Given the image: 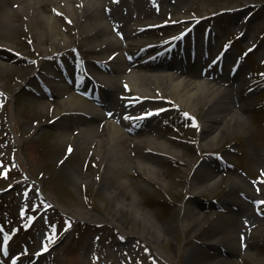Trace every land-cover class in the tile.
I'll list each match as a JSON object with an SVG mask.
<instances>
[{"label": "rangeland", "instance_id": "rangeland-1", "mask_svg": "<svg viewBox=\"0 0 264 264\" xmlns=\"http://www.w3.org/2000/svg\"><path fill=\"white\" fill-rule=\"evenodd\" d=\"M122 4L131 9L130 2ZM7 9L17 11V4L9 3ZM148 17L162 23L149 36L164 31L158 35L162 40L191 26V42L197 43L208 25L218 26L226 37L227 20L232 23V34L225 39L230 47L222 56L228 68L215 67L206 74L220 88L217 98L224 96L221 102H213L211 110L203 104L192 112L170 97L152 100L154 108L164 110L160 119L166 127L158 138L172 154L131 147L128 162L145 158L161 170L147 175L123 163L115 153L117 162L126 167L119 170L108 161L109 152L81 142L75 130L83 131L88 121L70 119L72 127L62 140L54 112L55 101L65 99L66 94L42 100L33 95L35 90L40 92L36 76L27 78L38 64L48 67L57 57L52 59L48 40L41 46L33 44L22 15L9 16L0 10V189L13 184L10 191L0 194V244L9 240L8 253L0 251V264H11L13 259L16 264H185L199 246L204 249L201 264L230 254L233 264L264 260V0H157ZM64 18L62 24L69 25ZM137 21L131 19V23ZM101 22L97 20L96 26ZM237 32L241 39H236ZM224 46L217 41L208 54L214 56ZM252 46L251 54L244 56ZM75 51L65 52L72 57ZM236 63L241 65L233 73ZM247 63L256 75L263 74L262 79L252 77ZM204 65L202 60L199 68ZM128 69L131 66L123 64L116 75L126 76ZM152 69L143 74H168ZM240 79L251 88L249 103L243 99L241 110L248 118L247 129L235 130L228 115L221 141L205 145V138L213 133L202 128L204 112L224 115L226 111L220 110L230 102L238 109L241 102L234 90ZM151 82L146 88L157 90ZM240 90L242 94L245 89ZM123 106V102H112L111 110L118 112L120 121L124 120ZM119 181L125 183L126 192L116 196ZM132 197L138 198L139 210L148 211L158 228L149 236L142 235L145 219L129 204ZM118 198L127 205L120 218L133 232L123 231L109 215ZM186 203L192 211L210 215L204 226L212 230L207 241L199 233L186 237L182 232ZM25 224L30 225L27 231L21 229ZM158 231L164 236L163 251L150 242Z\"/></svg>", "mask_w": 264, "mask_h": 264}, {"label": "bare ground", "instance_id": "bare-ground-1", "mask_svg": "<svg viewBox=\"0 0 264 264\" xmlns=\"http://www.w3.org/2000/svg\"><path fill=\"white\" fill-rule=\"evenodd\" d=\"M126 1L144 10L141 12L143 18L150 15L151 10L157 3V0H0V10L9 16L10 14L17 16L22 15V22L24 21V25H27L30 38L35 46H41L48 40L53 53H63L70 47H85L81 48L83 52L81 51L80 53L82 54L81 60H86L87 65L84 62L82 65L89 66L94 72L103 71L100 68L103 65L93 64L94 61H92V58L94 57L91 56L90 53L96 52L98 49L103 50V53H107L106 57H101V60L107 58L109 62L108 70L113 74L108 78V87L103 91V94L106 93L104 97L99 98V96L94 93L90 88L91 79H88L86 76L83 78V81L78 78L74 81L69 79L66 80L67 84H53L51 86L50 90L56 92V94L68 92L66 99L56 102L54 113H56V120L61 129L59 134L62 140H66L68 137V129L72 127L70 119H74V116L78 119L81 117L83 120H88V126L84 132L78 134V139L81 142L88 141L91 145H95V149H104L106 152H109L110 156L108 157V161L118 167L117 169L124 170L126 168L125 165H121L117 162V160L121 158L120 160H122L123 163L126 162L130 167L133 166L135 170L137 169L139 172L147 175L150 173L160 174L161 170L157 166L155 168L153 166L151 167L148 162L145 161V158H138L128 162L129 159L127 156L132 151V148H134V151L143 149L153 150L156 153L164 152L166 154H172L167 143L164 140H160L155 133V135H147L153 131L150 126H147L146 131H143L141 128L143 123L138 122L137 117H132L131 115V118H127V123H124L120 120L118 121V117H116V115H118L117 112H115L112 117L96 113L95 111L98 112V107L96 105L102 103L104 111L112 112V102L114 101L117 103L123 100L127 103H131L132 100V105L137 104L129 107V109H132L139 104L150 105L151 103H149V101L154 98L170 97L188 111L194 112L203 104L205 106L206 104L209 105V110H211L214 105L213 102L216 103L218 100L221 102L220 98L224 96L217 98V93L220 88L205 77L202 76L201 80L196 81L194 77L198 73L197 71L193 72L194 75L191 74L192 76L189 77L183 76V74L175 75L173 73H169L167 77L160 75L147 76L142 73H136L148 64L140 60L133 61V53H135L136 50H134L135 47L129 40L132 34L130 31L132 14L130 8L122 4V2ZM9 3L17 4V11L7 9ZM63 18L68 19L67 24L69 25L62 24ZM99 19H102V22L100 25L96 26L95 22ZM48 23H50V25ZM158 23V20L152 19L143 21L141 24V31L148 32L152 26ZM109 30L110 32L108 33ZM157 35L158 33L154 34V36ZM181 35L182 33L175 34L174 32L173 38H180ZM147 42L149 43L151 51H158V54L166 51L162 56L167 55L168 50L164 49L161 39L153 40L149 38ZM152 46H154V48ZM124 56H129V60L133 62L134 69L130 70L126 76L118 77L116 73L120 72L123 64L126 63V61H123ZM175 62L178 61L175 60ZM187 62L186 71H192V66L190 65L191 61L188 60ZM170 67L175 68L174 66ZM39 70L37 69L36 72ZM43 71L63 81L61 79L62 74L55 70V67L47 69V67L44 66ZM183 72L184 71H182V73ZM33 73L34 71H31L27 78H31L30 76H32ZM114 80H117V82H113ZM118 81L121 82L119 83ZM150 81L154 83L153 85H156L157 90L146 88L147 83ZM164 84H167L168 88L164 86ZM71 86L83 88L86 97L71 92L69 89ZM44 106L45 105H43V107ZM209 110L207 109L204 112L201 123L202 128L207 130L208 134L211 132L213 133L209 135V137L205 136L207 138H205L204 144L207 146L216 145L224 137L227 131L228 118L226 117L228 115L230 121L232 120L233 122L235 130H246L249 125L247 116L241 111V105L237 109L231 102L227 103L226 106L220 110L221 113L223 111H226V113L224 115L218 113L220 116L212 115ZM128 112H130V114L138 113L136 110H130ZM138 126L139 128H137ZM84 133H87L88 137H86ZM115 153L120 155L119 158L116 157ZM119 180L122 179L119 178ZM116 189V196L122 191L126 192L125 183L119 181ZM192 189L196 191V188ZM243 195H245L247 199L253 198L252 195L245 193H243ZM129 204L133 206L134 209H137V213L139 212V215H142L145 219L146 224L142 234L143 236H149L157 231L158 228L152 222L151 214L146 210H139L138 198L132 197ZM126 206L127 205L118 198L116 204L111 207V213L109 215L123 231L133 232L132 230L130 231V228H127L126 220L120 218V213L125 210ZM191 209L192 207L189 203H186L183 208L185 216L182 224V232H184L186 237L199 233V235H203V239L207 241V237L212 230L204 229V226L210 221V215H203ZM75 212L82 216L81 211L77 210ZM221 217L225 218V215ZM229 221L230 219H228V222ZM211 227L212 226L209 228ZM156 235L157 237H154L150 242L152 246L161 250V243L163 242L164 236L162 232L159 231ZM203 251L204 249L200 246L192 250L191 252L195 253V256L190 255L185 264H201L199 257ZM233 262H235V259L233 260L230 254L225 257L220 255L217 259L206 264H233ZM261 264H264V260Z\"/></svg>", "mask_w": 264, "mask_h": 264}, {"label": "snow or ice", "instance_id": "snow-or-ice-1", "mask_svg": "<svg viewBox=\"0 0 264 264\" xmlns=\"http://www.w3.org/2000/svg\"><path fill=\"white\" fill-rule=\"evenodd\" d=\"M69 151H71V149H69Z\"/></svg>", "mask_w": 264, "mask_h": 264}]
</instances>
